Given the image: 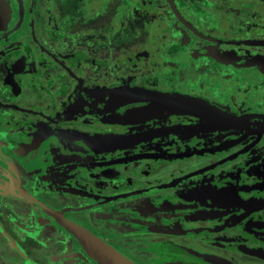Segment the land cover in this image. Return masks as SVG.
<instances>
[{"label": "flooded vegetation", "instance_id": "af4514ba", "mask_svg": "<svg viewBox=\"0 0 264 264\" xmlns=\"http://www.w3.org/2000/svg\"><path fill=\"white\" fill-rule=\"evenodd\" d=\"M264 264V0H0V264Z\"/></svg>", "mask_w": 264, "mask_h": 264}, {"label": "water", "instance_id": "95a60500", "mask_svg": "<svg viewBox=\"0 0 264 264\" xmlns=\"http://www.w3.org/2000/svg\"><path fill=\"white\" fill-rule=\"evenodd\" d=\"M67 228L73 232L81 241L84 248L101 264H134L130 259L126 258L109 244L99 240L97 237L81 229L78 225H69Z\"/></svg>", "mask_w": 264, "mask_h": 264}]
</instances>
